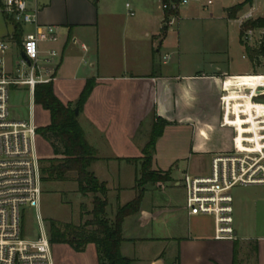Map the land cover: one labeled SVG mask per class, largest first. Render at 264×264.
<instances>
[{
	"label": "crops",
	"instance_id": "0c3cea01",
	"mask_svg": "<svg viewBox=\"0 0 264 264\" xmlns=\"http://www.w3.org/2000/svg\"><path fill=\"white\" fill-rule=\"evenodd\" d=\"M70 3L73 13L68 8ZM37 5L38 23L58 28L57 42L40 44L42 51L53 48L58 52L55 95L74 106L86 81L94 82L77 121L96 152L90 171L114 190L118 201L124 192L131 199L135 196L133 186L139 161L128 159L141 158L152 124L164 123L152 155V169L169 171L168 182L181 189L182 196L175 200L169 193L159 191L144 207V192L138 212L148 229L128 239L165 244L161 251L155 249L147 261L163 264L165 249L172 252L174 248L172 264H264V221L257 236L238 237L233 200L236 238L214 240L210 216L187 215L181 184L184 173L209 175L212 155L231 151L233 132L221 123V97L225 88L238 83L252 86V81L241 77L251 75L234 67L230 52L218 44L223 36L221 21L227 25L235 20L228 18L225 10L236 4L222 8L223 15L209 14L214 23L207 30L209 40L200 46L191 35L189 40L183 33L180 36L179 30L174 42L172 24L167 22L180 17L181 11L178 7L177 15L165 20L160 0H140L133 8L138 17L133 19L122 15L115 0H37ZM251 5L256 7L254 0ZM130 9L128 5V12ZM33 30L30 26L29 32ZM12 31V25L9 31L0 30V38L10 36ZM224 34L227 36V32ZM32 112L37 126L48 124V113L35 106L33 100ZM179 165L183 167L180 169ZM152 185L160 188L161 183ZM128 218L122 224L124 240ZM123 245L124 241L120 253L125 256ZM52 252L55 264H97L92 244L80 253L56 244L52 245ZM143 263V257L132 259V264Z\"/></svg>",
	"mask_w": 264,
	"mask_h": 264
},
{
	"label": "built area",
	"instance_id": "2783aa9c",
	"mask_svg": "<svg viewBox=\"0 0 264 264\" xmlns=\"http://www.w3.org/2000/svg\"><path fill=\"white\" fill-rule=\"evenodd\" d=\"M186 2L181 0L182 4ZM178 7L179 3L170 8L177 11ZM255 9L251 5L236 19L243 28L245 43L255 29H244L243 25L253 19ZM38 12L37 0H0L4 19L34 28L22 35L20 43L12 34L0 38V264H55L48 227L40 214L41 157L32 100L36 85L55 80L58 52L53 48L42 51L40 44L57 42L59 34L56 26L38 23ZM128 14L134 13L129 10ZM167 24L171 25L172 20ZM10 48L16 49L11 60L6 59ZM254 76L261 82L254 86L238 83L225 88L221 97V123L233 132L231 151L212 155L209 175L184 173L181 180L187 215L210 216L212 238L217 241L236 238L230 191L236 186H264V74ZM21 88L27 90L31 99L29 116L11 119L9 90ZM30 209L36 212V230L32 234L23 231L24 212Z\"/></svg>",
	"mask_w": 264,
	"mask_h": 264
},
{
	"label": "rangeland",
	"instance_id": "374dc122",
	"mask_svg": "<svg viewBox=\"0 0 264 264\" xmlns=\"http://www.w3.org/2000/svg\"><path fill=\"white\" fill-rule=\"evenodd\" d=\"M116 5L119 10H122L121 13L123 16L128 18L138 17V12L134 11V7L138 5L140 0H115ZM210 1V4L207 5V2ZM243 0H187L185 4L179 6L181 11L180 17H174L172 25V37L174 42L177 40L178 30L180 36L183 35L189 40L190 37L195 39L198 45L206 44L208 38V29L214 23V18H208L209 14L213 16H218V14L223 15L224 7H229L234 4L240 3ZM159 2L154 1V5H158ZM125 4L131 6V9L134 12L133 16H130L127 12ZM256 9L253 12V19L264 16V0L254 1ZM178 5V3H177ZM207 5L205 8L204 6ZM69 11L73 13L72 3L68 6ZM124 9V11H123ZM249 5H245L238 13L234 21L229 22L227 25L222 20L221 21V31L223 36L218 42L219 46L223 50H228L230 56L232 57V65L236 68H243L251 76L243 77V80L252 81L250 84L254 86L256 83L261 82L260 78H256L252 75H261L264 74V58L257 57L255 58V66L253 68V63L248 59L245 53H242V43L239 42L240 32L242 27H239L236 19L240 18L243 13L248 11ZM160 11L157 10L159 14ZM218 23V22H215ZM217 25V24H216ZM3 29L9 31L11 25L7 24L4 21L2 14L0 13V30ZM30 31V25L22 26V35L27 34ZM5 32V31H4ZM156 32H160L156 29ZM227 32L226 34H224ZM189 35H191L189 37ZM161 36V34L159 35ZM157 38V37H156ZM242 39V35H241ZM264 43V29H255L253 36L249 39L246 44L252 47H257L260 43ZM16 53L15 48H10L6 54V59L11 60L12 56ZM243 56V58H242ZM224 59L226 58L225 53H223ZM242 79V78H241ZM261 100H264L261 98ZM31 105L30 96L25 88L21 89H11L8 94V111L11 119L23 120L28 118L29 110ZM39 127V125L37 126ZM54 141V140H53ZM56 144L57 142L54 141ZM37 151L41 159L48 157H53L52 150L49 147L48 143L37 135ZM60 149L59 144H56ZM43 164V163H41ZM182 165H179L178 168H182ZM74 175L72 173L68 174V179L65 181H49L42 182V194L40 200V214L44 219V222L47 225V219L55 220L63 223H74L78 224L80 222L79 211L80 207L84 206L85 211L91 209V194L81 195L77 190L76 182L73 180ZM178 178V176H177ZM126 185L125 182L121 183ZM159 191L164 192V194L169 193L171 197L175 200H179L182 196L181 189H178L174 186L172 182L161 183L160 188L154 187L152 184L145 186V200L143 202L144 207H146L154 195H158ZM230 194L234 200V205L236 206V216H235V225L238 230V237L241 236H257L259 233L258 228L263 224L264 221V186L263 185H252V186H236L231 191ZM153 195V197H152ZM108 206L106 209V216L109 219H112L114 212L118 203L124 204L131 200L129 194L126 192L120 197L119 201L116 199L114 190L109 187L107 193ZM261 209H256V208ZM144 209H141V212ZM36 212L35 210H28L24 212L23 216V231L28 234L34 233L36 230ZM89 216L84 214L82 220L88 219ZM150 224H148L149 226ZM146 227V226H145ZM143 220L140 219L139 212L129 216L126 220L124 226V245L122 253L125 256H128L131 260L134 256H140L144 258L143 264H150L147 261V258L153 255L155 249L162 250L165 247V244L159 243H136L135 240H130L128 237L136 238L140 236L142 232L146 231L148 228H145ZM159 229V222L158 228ZM169 252L170 250L165 249V253L162 258H164L163 264H172L175 260V251ZM253 256V255H252ZM158 263V261H156ZM251 263V261H250Z\"/></svg>",
	"mask_w": 264,
	"mask_h": 264
},
{
	"label": "trees",
	"instance_id": "16d2710c",
	"mask_svg": "<svg viewBox=\"0 0 264 264\" xmlns=\"http://www.w3.org/2000/svg\"><path fill=\"white\" fill-rule=\"evenodd\" d=\"M97 0H93L96 3ZM253 0L229 7L225 10L228 18L235 19L236 14L245 5H251ZM164 18L174 17L177 11L171 10L172 4L179 0H160ZM6 20V19H5ZM6 22H8L6 20ZM12 36L17 43L22 37V27L13 22ZM244 29H264V16L249 20L244 23ZM242 31L240 32L239 41ZM162 36V35H161ZM244 53L255 66V58H264V43L252 47L243 42ZM94 86L93 80H87L85 86L74 106L63 103L54 93L53 83L38 84L34 88L33 103L35 106L46 111L49 116L48 124L37 127V135L45 140L52 150L53 157L41 159V180L65 181L68 174L74 175L77 190L81 195L91 194V209L85 211L80 207L78 224L63 223L47 219L48 235L52 245H67L74 252H83L87 245L92 244L95 248L97 264H132V260L122 256L120 245L124 241L122 236V224L125 218L139 211L141 200L145 192V186L154 183L170 181L169 171L161 172L152 169V155L155 150L157 138L162 134L164 123L156 121L152 124L148 140L142 149V157L128 159L138 162L133 190L135 196L123 205H117L112 219L107 218L108 188L105 182L99 181L90 171L91 164L96 160V152L85 139L83 130L74 115V108L80 111ZM56 141L58 146L54 143ZM84 214L88 219L82 220Z\"/></svg>",
	"mask_w": 264,
	"mask_h": 264
},
{
	"label": "water",
	"instance_id": "95a60500",
	"mask_svg": "<svg viewBox=\"0 0 264 264\" xmlns=\"http://www.w3.org/2000/svg\"><path fill=\"white\" fill-rule=\"evenodd\" d=\"M21 56L24 58V55H23V53H21ZM73 111H74V115L77 117V116H78V113H79V110H78V108H77V107H75Z\"/></svg>",
	"mask_w": 264,
	"mask_h": 264
}]
</instances>
